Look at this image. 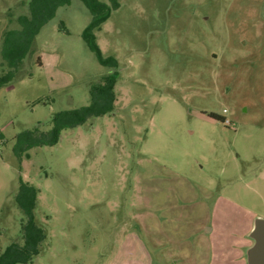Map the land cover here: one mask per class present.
Listing matches in <instances>:
<instances>
[{"label":"rangeland","instance_id":"rangeland-1","mask_svg":"<svg viewBox=\"0 0 264 264\" xmlns=\"http://www.w3.org/2000/svg\"><path fill=\"white\" fill-rule=\"evenodd\" d=\"M28 1L0 0V75ZM116 1L95 40L118 67L92 52V12L72 0L0 87L2 248L22 241L23 181L47 232L28 264H247L264 219V0ZM116 71L111 114L17 154V136Z\"/></svg>","mask_w":264,"mask_h":264},{"label":"trees","instance_id":"trees-1","mask_svg":"<svg viewBox=\"0 0 264 264\" xmlns=\"http://www.w3.org/2000/svg\"><path fill=\"white\" fill-rule=\"evenodd\" d=\"M91 10L92 19L83 33L92 52L96 54L100 63L109 68L118 67L113 57H105L95 40V31L101 28L113 9L119 3L101 0H81ZM72 0H29L27 14L18 17L19 27L10 28L4 36L2 58L8 65L9 71L0 75V87H4L14 79L15 71L22 65L24 59L33 52L36 46V35L56 15L61 7L70 5ZM33 48V49H32ZM118 72L108 73L103 79L90 86V103L78 108L65 109L52 116L51 127L42 130L40 127L27 129L16 137L15 150L22 155L33 148L58 144L65 130L75 128L96 117L111 114L117 103L115 85ZM209 116L216 120H223L215 113ZM38 193L34 185L21 181L20 189L15 198L23 213L24 220L21 227V240H14L2 248L0 239V264H28L39 255L41 247L47 239L46 230L38 224L35 209L38 204Z\"/></svg>","mask_w":264,"mask_h":264},{"label":"water","instance_id":"water-1","mask_svg":"<svg viewBox=\"0 0 264 264\" xmlns=\"http://www.w3.org/2000/svg\"><path fill=\"white\" fill-rule=\"evenodd\" d=\"M250 236L255 239V245L248 253L249 264H264V219L256 221Z\"/></svg>","mask_w":264,"mask_h":264},{"label":"built area","instance_id":"built-area-1","mask_svg":"<svg viewBox=\"0 0 264 264\" xmlns=\"http://www.w3.org/2000/svg\"><path fill=\"white\" fill-rule=\"evenodd\" d=\"M226 124H230L231 121L229 119H225Z\"/></svg>","mask_w":264,"mask_h":264},{"label":"flooded vegetation","instance_id":"flooded-vegetation-1","mask_svg":"<svg viewBox=\"0 0 264 264\" xmlns=\"http://www.w3.org/2000/svg\"><path fill=\"white\" fill-rule=\"evenodd\" d=\"M245 256H246V255H245ZM246 261H247V264H249V263H248V258H247V257H246Z\"/></svg>","mask_w":264,"mask_h":264},{"label":"crops","instance_id":"crops-1","mask_svg":"<svg viewBox=\"0 0 264 264\" xmlns=\"http://www.w3.org/2000/svg\"><path fill=\"white\" fill-rule=\"evenodd\" d=\"M252 232V231H251Z\"/></svg>","mask_w":264,"mask_h":264}]
</instances>
